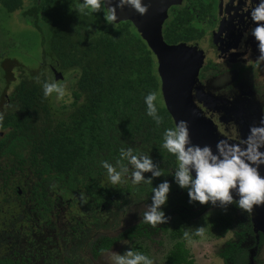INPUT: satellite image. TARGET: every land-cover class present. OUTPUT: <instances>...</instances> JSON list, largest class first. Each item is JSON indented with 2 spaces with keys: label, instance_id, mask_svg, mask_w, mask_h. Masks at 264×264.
I'll return each mask as SVG.
<instances>
[{
  "label": "trees",
  "instance_id": "trees-1",
  "mask_svg": "<svg viewBox=\"0 0 264 264\" xmlns=\"http://www.w3.org/2000/svg\"><path fill=\"white\" fill-rule=\"evenodd\" d=\"M0 1L8 12L19 10L38 34L41 63L35 69L18 67L20 79L16 83L8 82L14 85L8 98L18 100L19 116L27 117L21 122L27 124L34 115L36 129L44 130L46 137L52 133L53 146L42 152L48 154L47 160L51 162L43 170L50 173L51 179H65L73 185L79 177L93 181L95 172L107 174L101 161H108L119 170L116 162L120 159V149L129 147L134 154L151 155L160 169L163 162H173L174 156L162 148L165 129L175 125L162 99L155 57L129 19L117 18L110 25L105 22L102 11L80 15L75 9L82 0H31L25 7L20 0ZM186 22L183 14L172 15L163 27V38L172 43L188 40V27H183ZM47 65L49 72L44 71ZM70 70L78 73L73 88L75 101L64 113L66 117H62L53 109L50 98L44 97L42 85L46 81L54 82ZM152 91L159 93L157 108L164 118L159 126L147 115L144 102ZM29 131L32 129L21 124L19 137L29 139ZM96 165L98 169L94 168ZM169 169L161 170L171 176ZM161 180V177L154 178L140 190L151 195L152 188ZM185 191H177L176 197L168 196L164 212L174 209L175 203L185 202L184 196L188 197ZM219 219H215V224ZM227 226H230L229 220ZM179 233L178 230L176 234ZM261 242L260 239L257 244ZM222 256L225 264L247 263V250L237 244L229 245ZM188 257L187 247L179 240L166 253L163 263L191 264ZM0 264L15 262L0 256Z\"/></svg>",
  "mask_w": 264,
  "mask_h": 264
},
{
  "label": "flooded vegetation",
  "instance_id": "flooded-vegetation-1",
  "mask_svg": "<svg viewBox=\"0 0 264 264\" xmlns=\"http://www.w3.org/2000/svg\"><path fill=\"white\" fill-rule=\"evenodd\" d=\"M20 1L21 6L25 7L22 0ZM158 1L160 0H156L157 4H160ZM228 1L219 0V3L216 4V8H214V12L217 13L216 18L209 13L208 8L204 7V4L209 3L210 0L205 2L201 0H184L182 2L179 0L172 2V6L166 4L165 16L160 21L159 29L166 44H183L185 49L183 54L189 58L192 53L189 54L186 50L190 48L194 52L196 48L192 47L193 43L197 44L196 42L203 37L208 27L214 28L216 37L213 46H211L216 48L213 51L222 57L221 62L226 66L218 74L224 77L226 74L235 72L236 79H238L243 69L241 61L246 59L247 53V56L253 53L245 50L247 47L250 49L247 45L252 42L253 37L249 35L245 39L243 35H240L235 37L232 42L226 39L236 33V30H225L224 32L221 30L220 20L222 18L227 23L233 20L226 17L225 4ZM143 2L149 4V10L153 8L149 0ZM0 6L6 11L1 1ZM193 9H201L202 14L206 13L207 17H196L197 14L192 13ZM161 10L157 12L159 16L163 12V6ZM13 12H17L19 18H23L19 10L15 9ZM122 13H125V9H122ZM176 13L183 14L184 19L187 20L183 27H188L190 37L188 40L172 43L163 38V27L167 20ZM159 16L153 21H157ZM129 20L135 26L134 22ZM221 35H224L225 39ZM239 47L241 48L239 49ZM234 51H239L240 54L233 55ZM200 53L205 57L208 49L204 48ZM154 57L157 68L158 61L155 54ZM207 69L214 68L208 62L203 61L199 68L198 80L190 84L186 91L181 85L177 88L178 91L175 94H178L179 99L175 100V103L183 102L182 97L188 96L189 101L198 106L200 112L194 111L190 115L191 120H200V127H204L210 132H212L211 126L214 127L215 134L217 136L219 134V138L227 144L230 140L231 145L234 143L245 147V135L242 131L240 132V127L234 121L233 113H241L243 122L246 121L248 125L256 126V108L254 104L247 106L248 101L243 99H238L237 104L234 103L235 97L225 98L223 106L212 101L211 98L209 100L208 97L204 98L203 83L201 82V88L198 86L199 80L204 79V71ZM158 73L161 80L162 99L166 106L162 91L163 79L159 71ZM227 85L230 90H239L237 86L241 84L234 82ZM234 85L236 86L233 89ZM230 95L233 96V92ZM18 105V100L15 98H8L7 95L5 98H0V114H3L4 117L2 126H0V256L10 258L15 264H110L106 258L111 248L117 244L125 245L127 242L131 243V248H133L134 242L138 239H147L149 225L143 222L142 217L146 205L151 203L152 194L140 190L145 183L136 185L140 187L134 189L136 187L131 181V166L129 165V173L124 177L123 182L115 186L110 184L106 173L102 175L99 172H95L93 181L90 178L85 180L79 177L75 181V185L65 182V179H51L50 173L43 171L46 163L51 164V162L47 160L48 154L44 155L42 152L45 149L50 150L53 146L52 133L46 137L44 130H37V121L36 118H33L34 115L31 116L27 124L21 122L27 117L19 116ZM225 110L228 111L227 114L230 118H227ZM183 111L187 113L188 109L186 111L183 108ZM14 112L16 114H11ZM221 115L224 117L219 120ZM21 124L24 125V128L27 126L32 129L29 131L31 136L29 139L19 137ZM174 125H176L175 122ZM261 151H264V148ZM162 166L161 169L169 167V173L172 176L171 178L162 171L164 173L161 177L162 180L167 179L171 184L168 196L176 197L177 191L184 193V189L179 188L173 180L174 172L178 166L176 158H173L172 163L163 162ZM94 168L98 169L99 166L96 165ZM145 176L147 177V173ZM185 192L187 194V190ZM81 193L87 198L86 203L82 201ZM184 200L185 202L173 204L175 208L165 214L178 208L195 211L207 205L198 203L189 206L186 203L189 202L186 195ZM134 250L142 253L143 248L137 247Z\"/></svg>",
  "mask_w": 264,
  "mask_h": 264
},
{
  "label": "rangeland",
  "instance_id": "rangeland-1",
  "mask_svg": "<svg viewBox=\"0 0 264 264\" xmlns=\"http://www.w3.org/2000/svg\"><path fill=\"white\" fill-rule=\"evenodd\" d=\"M149 1L154 8L148 10V18L152 21L159 16L157 12L162 11V6H166L169 1L176 0H160L158 1L160 4H157L156 0ZM201 1L205 2L207 0ZM22 2L23 5L27 6L26 4L30 3V0H22ZM217 3H219V0H210L209 3L204 4V7L208 8L209 13L215 18L217 17V13L214 12V8H216ZM257 3H259V0H256V2L255 0H229L226 2L225 11H227V16H225L227 19L233 20L227 23L222 18L220 20V23H222L220 25L221 30L222 32L225 30H236V33L231 37H226V39L232 42L235 37L240 35L245 37V34L250 32L254 25L249 16V11ZM231 9L233 10L230 11ZM200 10L193 9L192 13L197 14L196 17L198 18L207 17L206 13L202 14ZM230 12L231 14L229 15ZM208 18L210 17L208 16ZM232 23L235 24L233 25ZM153 31H156V29ZM215 37L216 30L208 27L203 37L196 42L197 44L193 43L192 45V47L196 48L197 52H200L204 48L208 49L205 57L202 54L199 66L201 67L204 61L211 64L215 69H207L204 71V79L199 80L198 88L202 87V82L203 91H201L204 93L203 97H208V100L211 98L212 101L218 103L220 106L225 104V98L230 97H235L233 101L236 104L241 99L248 101L247 106L248 104H254L256 108V126H261L262 122H264V62L258 63L257 61L259 52L256 42L253 39L247 45L250 49L247 47L245 50L253 53L251 55L249 54V56H247V53L245 55L246 59L244 58L241 61L243 69L239 74V78L236 79L235 72L226 74L224 77L218 74L226 66L221 62L222 57L213 51L216 49L212 47ZM221 37L225 39L224 35H221ZM238 52L234 51L232 54H240ZM245 56L243 55V57ZM40 63L41 57L37 32L33 29L29 21L19 18L17 12H6L0 6V98H5L6 95L8 96L14 89V85L11 83L19 81L20 69L18 67L24 65V69L27 66L28 68L33 67L35 69ZM44 71L49 72L50 67L47 65L44 67ZM77 75V71L70 70L63 76L54 79V82L64 84L66 87L63 97H58L56 94L49 97L50 104L58 115H63L68 111L75 101L73 88ZM10 81L11 83H8ZM234 82L241 84L237 86L239 90L229 89V85L227 84ZM232 92L233 96L230 95ZM203 102L204 104L206 103L205 99ZM225 112L226 114L228 113L226 110ZM237 113H233L235 116L233 117L235 119L234 121L240 127V132L242 131L246 138L251 126L246 121H242L241 113ZM223 117L222 115L219 116V120ZM227 118H230L229 114H227ZM230 143V140H228V144ZM232 145L238 146L234 143ZM239 147L243 146L240 145ZM233 195L235 196V193ZM236 198L238 199V197ZM165 215L169 217L167 223L157 225L155 228L149 225L147 239L135 240L136 242H134L133 248H131V243L128 242L125 245L117 244L111 248L106 258L107 261L112 264V256L114 253L123 254L127 249L135 252L136 250L134 249L142 247V253L151 258L153 264H164L166 253H168L176 241L180 240L183 241L185 247L188 249V258L191 259V264H225L226 261L222 256V252L231 244H237L247 250L246 264H264V206L255 207L253 213L248 214L242 212L235 204L228 205L227 210H224L219 206V202H217L215 206L207 204L195 211L178 208ZM216 218H220L217 222L218 224H215ZM228 220L230 221L229 227L227 226ZM198 228L204 229L205 235L203 237L196 235ZM178 230L181 233L176 234ZM186 233L187 235H185ZM260 239L262 242L258 245L257 243Z\"/></svg>",
  "mask_w": 264,
  "mask_h": 264
},
{
  "label": "clouds",
  "instance_id": "clouds-1",
  "mask_svg": "<svg viewBox=\"0 0 264 264\" xmlns=\"http://www.w3.org/2000/svg\"><path fill=\"white\" fill-rule=\"evenodd\" d=\"M126 6L141 16L146 15L149 8V4L143 0H117L116 6H112L111 0H82L75 11L80 15L102 11L105 22L112 25L117 21L116 8L123 9ZM249 16L254 27L244 38L249 35L253 37L259 52L257 61L264 62V0H259L255 7L250 8ZM36 79L39 81V77ZM42 88L45 98L53 94L63 97L66 91L65 85L57 82L46 81ZM158 98L159 93L156 91L149 92L144 98L147 115L157 126L164 122L157 108ZM3 118V114H0V126ZM244 145L245 147L240 148L219 142L216 152H213L209 145L193 144L188 122L180 120L175 127L165 129L162 148L176 158L178 166L173 180L179 188L187 190L189 203L215 206L219 202L224 210H227L228 205L235 204L242 212L252 214L255 207L264 206V176L259 171L260 165L264 164V151H261L264 148V122L261 126L250 127ZM125 160L127 164L123 163ZM116 163L119 170L108 161H101L102 167L107 170L110 184L114 186L123 182L129 173V165L134 185L151 184L154 178L164 175L151 155L134 154L131 147L120 149V159ZM145 173L151 175L146 178ZM170 191L171 184L167 179L152 188L151 203L146 205L142 217L145 224L155 228L167 223L169 217L165 215L163 208ZM81 199L87 202L83 193ZM196 235L203 237L204 229L198 228ZM112 264H153V260L141 252L127 249L123 254L114 253Z\"/></svg>",
  "mask_w": 264,
  "mask_h": 264
},
{
  "label": "water",
  "instance_id": "water-1",
  "mask_svg": "<svg viewBox=\"0 0 264 264\" xmlns=\"http://www.w3.org/2000/svg\"><path fill=\"white\" fill-rule=\"evenodd\" d=\"M176 1H169L168 3ZM116 2L117 0H111L112 6H116ZM123 9H125V13H122V9L119 7L116 8L117 18L131 19L140 35L146 40V43L150 47L151 51L157 57V68L163 79V97L166 101V107L172 115L175 124L180 120L187 121L192 143L200 146L209 145L211 146L212 151L216 152L218 143L225 141L215 134L216 131H214V127L211 126L212 132H210V130L208 131V129L200 127V120L190 119V115L194 111L199 112L198 106H196L192 101H189V98L186 95L182 97L183 102L175 103V100L179 99L178 94H175V92L178 91L177 88L181 85L185 88L184 91H186L190 84L198 80V71L202 54L196 50L193 52V50L189 48V50L186 51H188L189 54L192 53V55L187 58L183 54V50H185L183 48V44H166L163 41L159 27L160 21L165 15L166 6H163L164 13H161L158 20L155 22L148 18V12L146 15L141 16L130 7L126 6ZM155 29L156 31H153ZM186 62L188 64H184ZM189 66H191L190 69ZM60 76L61 75H59V77ZM183 108L186 111L188 109L187 113L183 111ZM212 137L214 141L212 140ZM259 171L260 174L264 176V164L260 165Z\"/></svg>",
  "mask_w": 264,
  "mask_h": 264
}]
</instances>
